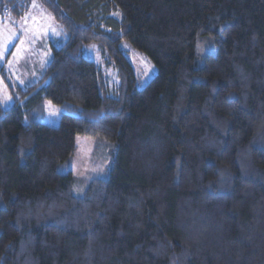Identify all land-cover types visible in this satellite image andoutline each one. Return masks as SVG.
Returning a JSON list of instances; mask_svg holds the SVG:
<instances>
[{
	"label": "trees",
	"instance_id": "1",
	"mask_svg": "<svg viewBox=\"0 0 264 264\" xmlns=\"http://www.w3.org/2000/svg\"><path fill=\"white\" fill-rule=\"evenodd\" d=\"M38 1L65 39L0 107V264H264V0ZM121 41L156 67L143 86ZM77 135L109 145L80 194Z\"/></svg>",
	"mask_w": 264,
	"mask_h": 264
},
{
	"label": "rangeland",
	"instance_id": "2",
	"mask_svg": "<svg viewBox=\"0 0 264 264\" xmlns=\"http://www.w3.org/2000/svg\"><path fill=\"white\" fill-rule=\"evenodd\" d=\"M65 39L62 28L38 0H31L28 11L20 19L0 16V107L7 108L19 97L18 89H26L38 81L52 57V45L60 46ZM120 48L128 58L143 86L155 74L154 63L127 41ZM83 55L94 61L111 85L117 83L116 71L106 61L95 43L83 47ZM61 108L45 100L41 116L45 124L57 126ZM109 162V145L106 141L84 135L76 136V150L61 168L71 171L75 180L74 194H80L82 181L104 173Z\"/></svg>",
	"mask_w": 264,
	"mask_h": 264
}]
</instances>
